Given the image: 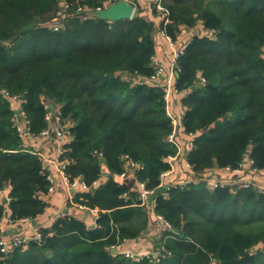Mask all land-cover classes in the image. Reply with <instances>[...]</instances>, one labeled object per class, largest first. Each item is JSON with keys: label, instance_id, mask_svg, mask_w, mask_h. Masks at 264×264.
Returning a JSON list of instances; mask_svg holds the SVG:
<instances>
[{"label": "trees", "instance_id": "obj_1", "mask_svg": "<svg viewBox=\"0 0 264 264\" xmlns=\"http://www.w3.org/2000/svg\"><path fill=\"white\" fill-rule=\"evenodd\" d=\"M108 1L0 0V190L9 188L10 218L43 213L50 183L37 152L24 145L4 91L22 97L36 135L49 126L45 101L59 107L71 135L61 155L66 174L88 186L71 203L99 213L96 227L61 216L42 228L41 243L0 251V264H264V192L236 182L210 187L203 177L236 169L247 156L264 169V0H162L167 16L159 22L144 3L130 19L98 17L94 11ZM79 6L92 14L82 18ZM151 12L159 17L154 6ZM55 21L57 30L49 24ZM199 21L208 33L192 37L173 74L183 92L182 123L194 135L186 160L197 178L155 197L153 210L170 227L158 257L134 260L111 248L140 236L150 209L121 173L131 162L136 179L154 191L178 153L168 141L165 91L151 79L159 69L155 33L177 40L183 26ZM4 212L0 203V220Z\"/></svg>", "mask_w": 264, "mask_h": 264}, {"label": "crops", "instance_id": "obj_2", "mask_svg": "<svg viewBox=\"0 0 264 264\" xmlns=\"http://www.w3.org/2000/svg\"><path fill=\"white\" fill-rule=\"evenodd\" d=\"M145 11L148 12V15L152 19L159 22L160 18L153 15L148 7H145ZM207 33L208 31L204 28L203 23L200 21L193 28H187L183 26L181 34L176 40L175 46H171L165 36L162 35L158 29L155 33V41L157 45L155 60L157 61L158 66L162 67L163 75L159 77L156 82L162 84L168 77L171 76L172 73L174 74L175 70L173 57L174 52L179 47L188 43L194 35H204ZM182 97L183 93L172 92L168 101V111L178 117L182 108H184L182 104ZM188 139L189 136L183 134V140L181 141L182 146H186V141ZM68 140H70L69 137L60 139L54 134H52L49 139H42L36 135L29 134L24 140V145L46 153L47 155L59 156L60 151L66 144L65 142H69ZM128 167L129 168L126 176L120 177L122 178L123 182H125L132 190L137 191L139 181L134 175L133 165L130 164ZM51 170L56 176V187L53 192H50L44 196V199L47 202L46 209L35 219H29V221L12 220L10 218L11 210L9 207V200L7 198L9 188L6 187V189L0 193V203L5 207L4 217L0 220V237L6 236L10 238L23 232H32L38 228H49L59 215L64 216L69 214L85 220L88 225L93 223L94 215H92L89 210L75 203H71L72 196L79 187L77 186L74 191L71 190L68 184L64 181L62 174L58 172L56 167H52ZM206 173L211 177L220 176L221 179L227 181L237 182L240 179H252L256 183L264 185V172L260 174L254 173L251 169V164L247 160L245 161L243 170L241 172L214 168ZM193 176L194 174L191 170V167L188 166L185 153H181L173 162L171 172L166 175L163 180L165 185L180 184L184 180ZM153 205V202L148 205L150 213L149 223L146 230H144L142 234L136 238L123 240L119 247L132 248L138 251H157L159 249L156 245L158 243L162 244L160 237L163 236V232L167 230L168 227H166L164 220L160 219L155 213L153 210ZM33 220H35L36 223H34Z\"/></svg>", "mask_w": 264, "mask_h": 264}, {"label": "built area", "instance_id": "obj_3", "mask_svg": "<svg viewBox=\"0 0 264 264\" xmlns=\"http://www.w3.org/2000/svg\"><path fill=\"white\" fill-rule=\"evenodd\" d=\"M127 1L133 2L135 4L136 8H137V5L139 3L149 4L150 5L149 9L151 11H152L153 6H154L157 9V11L159 12V18L160 19L167 16V10L165 9V7L163 5L162 0H127ZM112 2H116V1L109 0L104 7H98L94 11V13L98 10L105 8L106 6H108ZM68 7H69V5L67 3L63 4L62 8L59 10V13H58L59 14L58 21H60L63 17H65ZM77 11L80 13L82 18H85L88 15L92 14V12L89 11L87 8L81 7V6H79L77 8ZM135 11H136V9H135ZM59 23L60 22L55 21L54 23H49V24H50V26H52L54 29L57 30V29H59V26H60ZM160 32L162 33V35L165 36V38L167 39V41L169 42V44L171 46H175L176 40H173L172 37L166 35L164 33V31L160 30ZM210 33H212V32L210 31ZM186 45H187V43L183 44L181 47H179L174 52V57H173L174 65H175V62H176L177 58L179 57V55L185 49ZM162 75H163V69H162V67H159L157 74L154 75L151 79L156 82L159 79V77H161ZM143 80L144 79L141 77L135 78V81L138 83H142ZM161 85H162V87L165 91V94H166L167 108H168V101H169V97H170L171 93L172 92L183 93V92L178 91L174 87L173 73ZM4 93L12 101L13 107L15 108V110L17 112V115L15 116V125H16L18 132H19V135L21 136V138L23 139V142H24L26 136L29 134H33V133L30 132L29 120L26 117L25 113L22 111V108L20 106L22 103V97L18 94L11 95L7 91H4ZM44 104H45V108L47 109L45 118H46L47 122L49 123V126H48V128L42 130L40 132V134H38V135L33 134V135L41 137L42 139H49L50 136L52 134H54L57 137H59L60 139H65L66 137H69V139L71 140V135H70V131L68 129V126L64 125L62 123V114H61L59 107H56L54 105V107L52 108L51 107L52 102L48 101V100H46ZM168 112L172 117V123H173V129H172V132L168 135V141L174 143L178 147V153L176 155H171L168 158L169 162H171V164L173 166V162L178 158V156L181 153H185V155H186L187 152L193 148V146H194V135L190 134V133L187 134L185 131L184 124L182 123V118H183V115L185 113V108H182L179 117L173 115L172 113H170V111H168ZM183 134H186L189 136V139L186 141L187 142L186 146H182V144H181V141L183 140ZM70 140H68V141H70ZM65 143H67V142H65ZM34 150L37 152V154L40 158L41 168L45 172L46 177L50 183L48 192L46 194L53 192L55 190V187H56V183H55V177L56 176H55V173L51 170L52 167H56L58 172L62 174L64 181L68 184V186L71 190L74 191L77 188V186L79 187L78 190H81V191L88 190L87 184H85L82 179L71 180L69 178V176L66 174L65 169H66L68 162H67V160L61 159V155L64 152V147L60 151L59 156H51V155H47L46 153H43L39 150H36V149H34ZM246 160L249 161V163L251 164V169L254 173L260 174V173L264 172V169L259 170V169L254 168L252 166V160L248 156L246 157L244 162L238 168H236V169L224 168L223 170L241 172L243 170L244 163ZM127 164L130 165L132 163L128 162ZM188 166L191 167V165L189 163H188ZM171 169L162 173V179H164V177L171 172ZM126 174H127V172H123V173H121V176H126ZM203 177L208 179L210 187H217L219 185H226V184L232 183V181H227V180L221 179L220 176L211 177L206 172L203 174ZM195 178H197V177L193 176L189 179H186L183 182H181L180 185H186L187 183L194 180ZM236 183H239L240 185L245 186V187L253 185V186L259 188L261 191L264 192V185L258 184L255 181H253L252 179H240ZM163 185H165V184H163ZM3 191L4 190H0V193H2ZM137 191L139 193L138 197L142 201L143 204H150L151 202H153L150 200V194L153 192V190H150L146 186L145 182H139ZM46 194H43L42 197L44 198V196ZM7 198L10 201L9 193L7 195ZM72 198H73V196H72ZM80 206L86 208L87 210H89V212L92 215H94V221H93V223L89 224V226L90 227H96L97 226L96 225V219L99 215L98 210L97 209H90V208H87V207L82 206V205H80ZM60 217H61V215L57 216L56 219H58ZM158 217L163 220V218L160 215H158ZM20 220L29 221L28 218H23ZM164 222H165L166 227L169 228L170 224L166 221H164ZM43 238H44V234L42 232V228L35 229L32 232H23V233L14 235L10 238H8L6 236L0 237V251L2 252L3 255H8V254L12 253L16 248L22 246L23 244H28L31 241H36V242L41 243L43 241ZM119 246L120 245H118V246L113 245L111 250L116 249L117 253H122L126 257L132 258L134 260H140V259H143L145 257H158V251H153V250H148V251L147 250H145V251L139 250L138 251V250H134L132 248L119 247Z\"/></svg>", "mask_w": 264, "mask_h": 264}, {"label": "water", "instance_id": "obj_4", "mask_svg": "<svg viewBox=\"0 0 264 264\" xmlns=\"http://www.w3.org/2000/svg\"><path fill=\"white\" fill-rule=\"evenodd\" d=\"M136 6L133 2H128L127 0H118L116 2L110 3L108 6L105 8L98 10L95 12V14L100 17L107 19L109 21H117V20H122V19H130L133 17L135 13ZM31 24H27L24 26V28H30ZM176 75H178V71H175ZM197 85H199V82H197ZM51 107H54V104H51ZM101 160L103 161L104 158L102 157ZM108 175V173H106ZM169 187L167 185H162L158 189L154 190L150 194V200L154 201L155 197L160 194V193H165L167 192ZM34 223H36L35 220H33ZM158 248L162 247L161 243H158L156 245ZM113 253H117L116 249H112Z\"/></svg>", "mask_w": 264, "mask_h": 264}]
</instances>
